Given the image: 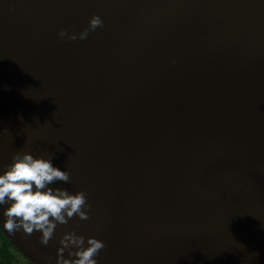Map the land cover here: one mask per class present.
<instances>
[{
	"label": "water",
	"instance_id": "obj_1",
	"mask_svg": "<svg viewBox=\"0 0 264 264\" xmlns=\"http://www.w3.org/2000/svg\"><path fill=\"white\" fill-rule=\"evenodd\" d=\"M15 151L90 205L47 246L0 216L33 264L68 230L97 264H264V0H0V170Z\"/></svg>",
	"mask_w": 264,
	"mask_h": 264
},
{
	"label": "clouds",
	"instance_id": "obj_2",
	"mask_svg": "<svg viewBox=\"0 0 264 264\" xmlns=\"http://www.w3.org/2000/svg\"><path fill=\"white\" fill-rule=\"evenodd\" d=\"M102 26L101 17L93 14L84 30L68 33L61 29L58 35L67 36L69 40H84L90 31ZM57 182L70 183V173L54 166L52 155L46 158L34 156L29 151L13 152L10 162L0 170L3 229L12 236L17 233L31 236L39 232L40 243L47 246L58 225H67L74 217L88 220L90 205L86 192L72 193L62 187H53ZM104 247L100 239L85 237L73 230L65 231L58 239L55 264H97L95 258Z\"/></svg>",
	"mask_w": 264,
	"mask_h": 264
},
{
	"label": "trees",
	"instance_id": "obj_3",
	"mask_svg": "<svg viewBox=\"0 0 264 264\" xmlns=\"http://www.w3.org/2000/svg\"><path fill=\"white\" fill-rule=\"evenodd\" d=\"M0 264H33L23 257L0 230Z\"/></svg>",
	"mask_w": 264,
	"mask_h": 264
}]
</instances>
